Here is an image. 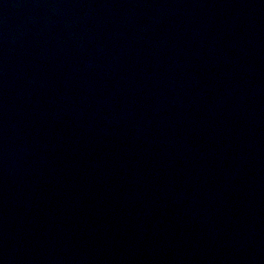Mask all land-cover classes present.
<instances>
[{"label": "water", "instance_id": "obj_1", "mask_svg": "<svg viewBox=\"0 0 264 264\" xmlns=\"http://www.w3.org/2000/svg\"><path fill=\"white\" fill-rule=\"evenodd\" d=\"M0 264H264V0H0Z\"/></svg>", "mask_w": 264, "mask_h": 264}]
</instances>
